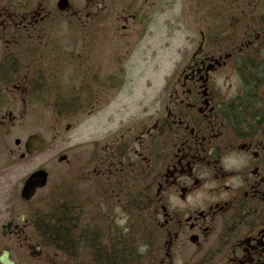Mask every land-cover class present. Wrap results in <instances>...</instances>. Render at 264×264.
<instances>
[{"label": "flooded vegetation", "instance_id": "obj_1", "mask_svg": "<svg viewBox=\"0 0 264 264\" xmlns=\"http://www.w3.org/2000/svg\"><path fill=\"white\" fill-rule=\"evenodd\" d=\"M210 2L0 0V254L15 264H264V0ZM216 8L220 23H208ZM174 9L163 22L172 29L192 13L204 21L188 24L197 34L182 39L163 86L149 92L150 80L124 115L130 78L157 54L144 41ZM49 110L67 130L103 110L112 124L61 182L56 230L48 183L22 196L48 164Z\"/></svg>", "mask_w": 264, "mask_h": 264}, {"label": "rangeland", "instance_id": "obj_2", "mask_svg": "<svg viewBox=\"0 0 264 264\" xmlns=\"http://www.w3.org/2000/svg\"><path fill=\"white\" fill-rule=\"evenodd\" d=\"M209 1H211L210 3H214L216 7L219 2V0ZM177 8L180 10L179 5ZM175 11L178 12L177 9H174L161 13L158 16L157 24L154 26L153 35L144 41V45L147 43L153 45L157 54L153 57L150 63L146 64L148 66L137 67V72L130 78L127 87L128 96L126 98L128 108L123 110L124 115L137 110L136 103L140 96L148 90L146 86H148L150 80H152V83L150 84L151 88L148 90L149 92H155L163 86V79L175 68V64L179 58L177 50L183 42L182 39L188 37L194 38L197 34L194 29H188V24H191L192 27H196L198 22H195V19H198V21H204L203 17L201 18V13H192L190 19L185 18L180 20L178 24H175L176 28L172 29L168 25H164L163 22L165 17H174ZM214 11L216 12L217 20L214 19L215 17L212 18L211 15L207 13V20H209L208 23H220L218 21L220 10L216 8ZM153 69L156 71H153ZM144 70H146L145 75L140 76L139 72ZM112 110L116 111L115 109ZM109 112V110H103L96 116L90 118L87 117L79 125L67 130L66 123L56 126V112L53 110L48 111V164L45 166V170L49 172V182L46 190L41 193L44 201L47 200L51 203L55 198H58L56 196L61 182L64 179H69L73 176V173L76 172L77 166L85 165V157H87L90 150L91 141L100 138L106 130L112 126V124H109L106 121ZM58 131L60 134H57ZM61 155L71 157V161L68 164H61L59 162V157ZM41 159L42 156L39 155L32 159L30 163L15 165L13 168V179L18 180L29 173V171L40 164ZM3 248H7V246L0 238V250Z\"/></svg>", "mask_w": 264, "mask_h": 264}, {"label": "water", "instance_id": "obj_3", "mask_svg": "<svg viewBox=\"0 0 264 264\" xmlns=\"http://www.w3.org/2000/svg\"><path fill=\"white\" fill-rule=\"evenodd\" d=\"M65 1H63L60 6L65 7ZM42 144V140L36 136H33L29 140V145L31 146L30 152H36L40 149V145ZM65 159V157L61 158ZM48 181V172L45 170H39L34 172L26 181L25 186L23 188L22 196L29 200L31 199L35 193L37 188H42L46 186ZM9 226H4V230H7ZM0 263L1 264H15V262L9 257L8 250H2L0 254Z\"/></svg>", "mask_w": 264, "mask_h": 264}, {"label": "trees", "instance_id": "obj_4", "mask_svg": "<svg viewBox=\"0 0 264 264\" xmlns=\"http://www.w3.org/2000/svg\"><path fill=\"white\" fill-rule=\"evenodd\" d=\"M58 198H55L50 204H49V208H48V228L50 230H56L57 227V215H58ZM49 239H54L53 237H50ZM128 245L130 247L129 250H132V248L134 247V241L133 238L129 235V241H128Z\"/></svg>", "mask_w": 264, "mask_h": 264}]
</instances>
